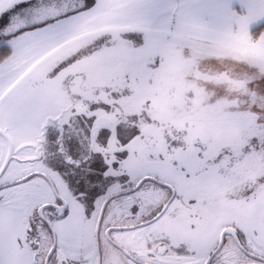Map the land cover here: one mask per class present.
<instances>
[{
	"label": "snow or ice",
	"instance_id": "6c2138e0",
	"mask_svg": "<svg viewBox=\"0 0 264 264\" xmlns=\"http://www.w3.org/2000/svg\"><path fill=\"white\" fill-rule=\"evenodd\" d=\"M0 264H264V0H0Z\"/></svg>",
	"mask_w": 264,
	"mask_h": 264
}]
</instances>
